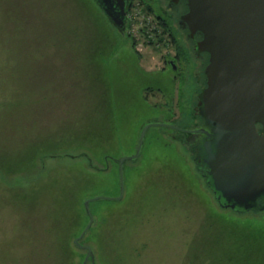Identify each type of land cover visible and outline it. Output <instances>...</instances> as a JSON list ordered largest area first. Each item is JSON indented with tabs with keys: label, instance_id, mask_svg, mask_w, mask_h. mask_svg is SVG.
<instances>
[{
	"label": "rangeland",
	"instance_id": "374dc122",
	"mask_svg": "<svg viewBox=\"0 0 264 264\" xmlns=\"http://www.w3.org/2000/svg\"><path fill=\"white\" fill-rule=\"evenodd\" d=\"M134 1L126 32L136 47L93 0H0V264H82L87 249L74 240L89 221L85 199L120 194L118 160L136 152L143 126L187 120L178 94L195 80L184 78L185 58L182 73L169 62L175 44L157 17L166 1L152 0L153 10ZM170 132L150 126L140 155L125 162L123 197L91 202L80 242L94 264H255L209 236L210 207H222ZM83 151L105 170L49 157L45 178L18 184L41 155ZM237 217L264 222V210Z\"/></svg>",
	"mask_w": 264,
	"mask_h": 264
},
{
	"label": "water",
	"instance_id": "95a60500",
	"mask_svg": "<svg viewBox=\"0 0 264 264\" xmlns=\"http://www.w3.org/2000/svg\"><path fill=\"white\" fill-rule=\"evenodd\" d=\"M95 1L125 33L130 0ZM182 1L187 10L177 18L178 25L188 29L191 36L200 33L195 50L208 53L206 85L194 109L202 123L188 128L160 122L143 126L136 152L118 160L120 194L84 201L89 221L74 240L87 249L82 264L89 258L93 264L95 261L92 247L80 242L94 222L91 202L123 197L125 162L140 155L152 125L187 133L189 141L184 146L221 207L241 213L264 210V0Z\"/></svg>",
	"mask_w": 264,
	"mask_h": 264
},
{
	"label": "trees",
	"instance_id": "16d2710c",
	"mask_svg": "<svg viewBox=\"0 0 264 264\" xmlns=\"http://www.w3.org/2000/svg\"><path fill=\"white\" fill-rule=\"evenodd\" d=\"M93 1L96 3L95 0H93ZM97 6H98V4H97ZM98 7H99L98 9L100 10L101 14L108 20V17L105 15V13L100 8V6H98ZM148 7H149V10H153V8L150 5H148ZM157 17H158L160 23L165 27V29L170 32L171 37L173 39V42L175 44V48L179 52L178 54L179 55L182 54V48L179 45L174 33L172 32V28L170 27L168 22L165 20V18H163L159 15H157ZM125 34L127 37H129L131 39L132 45L134 47H136V42H137L136 39L134 37H132L130 34H128L127 32H125ZM111 37L112 36H107L108 39H105V44H113V42H115V40H112ZM64 155L70 156L72 158L78 157V158H82L84 160L88 159L87 162L89 164H91V161L93 160V157L87 151H83V152H80L78 154H74V153L73 154L54 153V154H47V155L43 154L40 156L37 164L33 165L32 168H30L28 170H22V172L21 171H15V170H10V171L8 170V175L10 172L11 173H20L21 172L20 178H19V176L16 177V179H19L18 184H22V183L25 184L24 182H26L28 180L31 181L33 179H35L36 181L41 180L42 178H45L48 174L49 166H47V164H48L47 162L49 160H47V158L56 157L55 159H53V161L55 162L57 159H59L58 156L63 157ZM89 167L91 168L90 169L91 172H89V173L92 175L95 174L96 171L105 170V168H106V167L101 168V167H98L96 165L94 166L93 164L89 165ZM31 174H32V176H31ZM5 175H7V172L5 173ZM215 210H214L213 206H211L210 210H209L210 212L208 214V216L210 215L212 218L211 223L214 224V225L212 224V226H211L212 233H213V231H216V230H218V232H219V239H220L219 241L216 240V237H218V236L210 235L212 233H209V236H211L214 239V242L216 241L217 244H218V242H221L220 243L221 248H225L227 245L225 246L223 241L226 243V240L229 239V242H231L230 244H232L231 246H235V247L238 246L240 248L239 249L240 250V257H243L244 259L248 258L251 262L254 261L255 264H264V222L261 221V222H263V223H261V222H259V220L255 221L252 219H245L248 221H242L241 218L237 217L238 214L253 213V211H247V212L241 213V212L233 211V209H231V208H223V207H222V209H220L219 213H218V211L216 212ZM229 211H232L233 213L231 212V215H229L228 214ZM217 224H218V226H217ZM234 244H236V245H234ZM204 246H208V247L210 246L211 247L212 245H211V242L208 241L204 244ZM212 247H214V246H212ZM86 252L87 251L85 250V255H86ZM89 264H92V263H89Z\"/></svg>",
	"mask_w": 264,
	"mask_h": 264
},
{
	"label": "flooded vegetation",
	"instance_id": "af4514ba",
	"mask_svg": "<svg viewBox=\"0 0 264 264\" xmlns=\"http://www.w3.org/2000/svg\"><path fill=\"white\" fill-rule=\"evenodd\" d=\"M144 1L154 9L155 6L152 0H144ZM165 1H166V5L162 6V13L157 15L165 18V20L172 28V32L174 33L179 45L182 48V54L179 55L178 54L179 52L176 49L175 58L170 59L169 62H171L174 65V68L177 71V73L179 72L182 73L183 71L185 79L188 77V74H191L195 80V87H196V89H194L195 92L193 90L190 93L189 92L185 93L184 91L180 90L177 100V102L180 104L182 100L184 102V99H186L187 107L189 108V114L185 122L176 125L179 127L188 128L189 126H193L195 124L200 125L202 123L201 117L199 116V114L194 112L195 111L194 109L196 108V105L198 103L197 102L198 94L200 93L201 89L206 85V74L204 69L208 62V53L207 52L197 53L195 50L196 42L202 37L200 33L197 32L194 34V36H191L188 29L182 27V25L181 26L178 25L177 18L187 10L185 8V4H184L185 2L182 0H180L178 3L170 2V0H165ZM133 2L134 0H130V4L128 6V13L132 9ZM190 50H193V57H191L192 55ZM182 58H185L184 60L185 62L184 65L182 66L183 70L180 71L178 66V61H181ZM180 116L181 114L179 115V119H181ZM170 133L182 145H184V142L189 141L188 140L189 137L186 136L187 133L180 129L171 127ZM106 158L108 160L109 155H106Z\"/></svg>",
	"mask_w": 264,
	"mask_h": 264
},
{
	"label": "built area",
	"instance_id": "2783aa9c",
	"mask_svg": "<svg viewBox=\"0 0 264 264\" xmlns=\"http://www.w3.org/2000/svg\"><path fill=\"white\" fill-rule=\"evenodd\" d=\"M134 4H135V1L133 2L132 9L128 13V19H129L128 22H129V24H128L127 31H129L130 26L133 25V23H134V21H133V19H134V15H133V7H134Z\"/></svg>",
	"mask_w": 264,
	"mask_h": 264
}]
</instances>
